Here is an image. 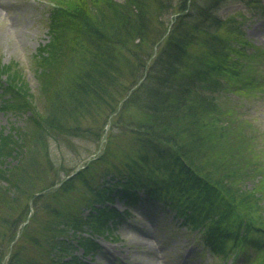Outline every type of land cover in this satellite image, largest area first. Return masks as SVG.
I'll list each match as a JSON object with an SVG mask.
<instances>
[{"label":"trees","instance_id":"1","mask_svg":"<svg viewBox=\"0 0 264 264\" xmlns=\"http://www.w3.org/2000/svg\"><path fill=\"white\" fill-rule=\"evenodd\" d=\"M53 2L51 41L36 55L41 106L18 65L0 63V110L28 113L0 133V264H86L99 245L85 228L120 224L140 190L210 250L235 260L254 250L264 261V162L251 122L221 94L243 91L249 43L242 21L220 14L234 2L264 9V0ZM110 116L127 147L112 149L109 132L82 169L53 160L51 140H98ZM110 150L118 161L88 177ZM77 182L90 196L50 204ZM116 199L129 207L121 212Z\"/></svg>","mask_w":264,"mask_h":264},{"label":"rangeland","instance_id":"2","mask_svg":"<svg viewBox=\"0 0 264 264\" xmlns=\"http://www.w3.org/2000/svg\"><path fill=\"white\" fill-rule=\"evenodd\" d=\"M112 1L122 3L125 0ZM172 2L176 3L177 0ZM0 3L3 4V7L0 6V63L18 65L30 87V92L34 95L37 108L41 106L39 102L43 98L39 96L40 81L36 71V55L42 45L48 40L49 43L51 41L50 9L55 3L53 0H0ZM220 14L242 21L239 23L242 36L249 43L242 48L246 49L248 46L250 54L248 57H241L244 65L241 68V76L244 80L239 84L244 86L243 91H228L221 94L229 96L237 109L251 122L252 129L248 130L256 134L259 160L264 162V9L247 8L239 2H234L223 6ZM241 15H244V19H241ZM69 40L72 41L71 38ZM251 53H255L256 57L254 58ZM3 81L0 78V93ZM252 81H259L261 87L256 90L249 89ZM221 94L218 93V96ZM25 115L28 113L24 110L17 115L15 112L0 110V133L2 131L7 133L13 124L23 125ZM112 118L109 117L107 124L104 125V135L98 140L84 136L70 141L51 140L50 153L53 160L57 163L65 161V164L75 168L74 171H78L97 156H101L109 132L113 139L110 142V146L113 145L111 148L114 147L116 151L119 148L123 150L129 144L127 140L121 141L126 130L118 128V122L113 126ZM89 123H91L89 120L83 121L85 126ZM114 151L105 155V164L96 165L95 170L92 169L88 173V177L94 173H101L108 163L110 166L112 162H117ZM84 186V183L77 182L75 190L57 199L49 198V202L52 206L76 207L80 198L90 196V192ZM139 196L142 198L141 201L130 208L129 215L126 214L120 224L115 226L111 224L102 233L93 235L85 228L87 231L85 234L87 236L89 234L99 245L96 255L87 258L86 264H233L231 260L227 261V255L210 250L200 240L196 230L188 229L181 224L179 217L173 210L164 206L162 200L146 197L143 190L139 191ZM115 207L124 212L129 205L116 199ZM31 211L33 212V209ZM87 214L88 211L85 210L84 215ZM40 219L39 215L38 220ZM77 254L82 256V251L78 250ZM249 254H242L234 264H245L246 260L253 261V264H264L262 257L255 256L254 250Z\"/></svg>","mask_w":264,"mask_h":264},{"label":"bare ground","instance_id":"3","mask_svg":"<svg viewBox=\"0 0 264 264\" xmlns=\"http://www.w3.org/2000/svg\"><path fill=\"white\" fill-rule=\"evenodd\" d=\"M0 6H2V7H3V4H1V3H0Z\"/></svg>","mask_w":264,"mask_h":264},{"label":"water","instance_id":"4","mask_svg":"<svg viewBox=\"0 0 264 264\" xmlns=\"http://www.w3.org/2000/svg\"><path fill=\"white\" fill-rule=\"evenodd\" d=\"M76 171H77V170H76ZM76 171H75V172H76Z\"/></svg>","mask_w":264,"mask_h":264}]
</instances>
